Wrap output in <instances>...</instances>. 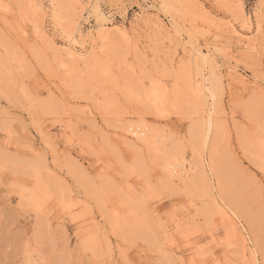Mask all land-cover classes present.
I'll list each match as a JSON object with an SVG mask.
<instances>
[{
    "label": "rangeland",
    "instance_id": "rangeland-1",
    "mask_svg": "<svg viewBox=\"0 0 264 264\" xmlns=\"http://www.w3.org/2000/svg\"><path fill=\"white\" fill-rule=\"evenodd\" d=\"M0 264H264V0H0Z\"/></svg>",
    "mask_w": 264,
    "mask_h": 264
},
{
    "label": "bare ground",
    "instance_id": "bare-ground-1",
    "mask_svg": "<svg viewBox=\"0 0 264 264\" xmlns=\"http://www.w3.org/2000/svg\"><path fill=\"white\" fill-rule=\"evenodd\" d=\"M144 134V133H143ZM148 134V133H147ZM145 136V135H144ZM144 138V137H143ZM143 140V139H142ZM146 140V139H145Z\"/></svg>",
    "mask_w": 264,
    "mask_h": 264
}]
</instances>
